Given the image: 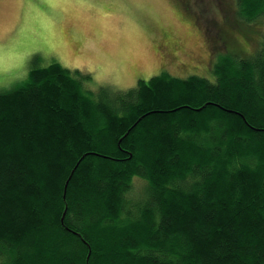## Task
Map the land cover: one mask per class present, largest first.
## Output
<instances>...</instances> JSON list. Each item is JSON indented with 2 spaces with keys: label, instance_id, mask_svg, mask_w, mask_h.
<instances>
[{
  "label": "trees",
  "instance_id": "1",
  "mask_svg": "<svg viewBox=\"0 0 264 264\" xmlns=\"http://www.w3.org/2000/svg\"><path fill=\"white\" fill-rule=\"evenodd\" d=\"M222 54L211 78L52 61L0 92V264H264V36Z\"/></svg>",
  "mask_w": 264,
  "mask_h": 264
},
{
  "label": "rangeland",
  "instance_id": "2",
  "mask_svg": "<svg viewBox=\"0 0 264 264\" xmlns=\"http://www.w3.org/2000/svg\"><path fill=\"white\" fill-rule=\"evenodd\" d=\"M164 35L177 50L170 65L156 47ZM263 36L264 17L245 22L236 0H0V92L52 61L95 87L127 89L161 68L206 76L227 49L253 54Z\"/></svg>",
  "mask_w": 264,
  "mask_h": 264
},
{
  "label": "flooded vegetation",
  "instance_id": "3",
  "mask_svg": "<svg viewBox=\"0 0 264 264\" xmlns=\"http://www.w3.org/2000/svg\"><path fill=\"white\" fill-rule=\"evenodd\" d=\"M163 37H164V39H163L162 44L164 46L162 47L160 44L159 46L157 45L156 47L159 49L161 58L163 60H165L164 63H168L167 65H170V63H173L174 61H176L178 59V57L176 56L177 50H176V48H173V46L171 44H169V39L166 40L165 35ZM189 55H191V52L189 53ZM167 59H168V61H167ZM183 64L184 63H181L180 66H182ZM165 66L166 65H164L163 67H165ZM164 69L165 68H161L160 72L166 71ZM189 72L191 73V71H189Z\"/></svg>",
  "mask_w": 264,
  "mask_h": 264
}]
</instances>
